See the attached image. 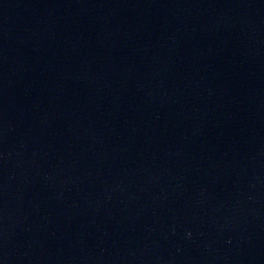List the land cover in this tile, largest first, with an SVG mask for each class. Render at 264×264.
<instances>
[{"label":"water","instance_id":"1","mask_svg":"<svg viewBox=\"0 0 264 264\" xmlns=\"http://www.w3.org/2000/svg\"><path fill=\"white\" fill-rule=\"evenodd\" d=\"M0 264H264V0H0Z\"/></svg>","mask_w":264,"mask_h":264}]
</instances>
